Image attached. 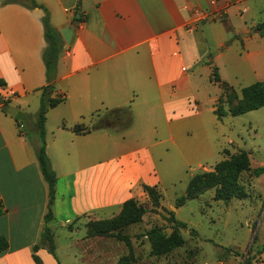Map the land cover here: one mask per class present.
<instances>
[{"label": "crops", "instance_id": "crops-1", "mask_svg": "<svg viewBox=\"0 0 264 264\" xmlns=\"http://www.w3.org/2000/svg\"><path fill=\"white\" fill-rule=\"evenodd\" d=\"M35 1L58 32L73 27L51 94L63 101L44 121L45 152L56 175L53 218L43 220L48 187L35 153L46 85L44 12L0 0V98L19 109L12 118L0 105V237L8 243L0 264H79L80 256L60 260L49 253L40 242L43 227L55 242L57 231L83 216L118 213L126 200L145 195L142 185L158 189L168 144L185 157L180 135L200 120L203 99L217 108L219 96L210 98L200 82L216 84L215 68L231 87L220 62L227 42L240 37L247 87L264 82V36L252 31L259 23L243 21L252 0ZM75 125L83 130L74 131ZM219 264L240 262L233 257ZM252 264H264L263 253Z\"/></svg>", "mask_w": 264, "mask_h": 264}, {"label": "rangeland", "instance_id": "rangeland-1", "mask_svg": "<svg viewBox=\"0 0 264 264\" xmlns=\"http://www.w3.org/2000/svg\"><path fill=\"white\" fill-rule=\"evenodd\" d=\"M249 8L243 21L264 23V0L250 1ZM235 21L242 25L239 15ZM239 40L235 35L227 42L229 48L220 60L231 87L199 85L202 90L206 86L210 98L219 96L216 107L224 115L218 118L210 110L213 102L205 97L200 120L180 135L186 156L168 144L169 158L158 168L160 206L153 208L146 195L135 198L145 214L103 235L94 233L93 223L110 221L119 212L100 219L83 216L56 232L55 256L64 260L77 255L84 258L79 264H117L121 259L127 264H219L233 257L242 264L246 257L251 262L257 254L264 257V248L259 247L264 240V106L236 116L229 113L249 83ZM230 89L237 96L231 104L226 95ZM253 93L254 102H264V85L256 86ZM22 116L23 112L18 119ZM203 173H213L215 185L201 188L176 207L190 178ZM170 212L178 225L176 232ZM151 230L158 233L150 236Z\"/></svg>", "mask_w": 264, "mask_h": 264}, {"label": "trees", "instance_id": "trees-1", "mask_svg": "<svg viewBox=\"0 0 264 264\" xmlns=\"http://www.w3.org/2000/svg\"><path fill=\"white\" fill-rule=\"evenodd\" d=\"M30 8H40L43 10L44 15L42 18L44 39H45V48L42 53V60L45 67V77H46V85L41 88L40 100H39V108L36 115V130L38 136V145L36 146L35 153L38 161V165L43 176L44 181L48 187V200L46 213L44 215V222L47 223L53 218L52 214V203L55 194V183H56V175L51 168L49 159L45 152V114L48 109L55 107L60 102L63 101L62 97H51L54 88V82L56 79V66L58 57L63 50V40L61 38L60 33L51 26L49 21V14L47 9L36 3L35 0H27L25 3ZM80 18H74V21H78ZM253 32L257 33L260 36H264V23H259L252 29ZM211 81L218 84L222 90H226L228 87L227 84L220 81L217 71L213 68L211 73ZM3 82L0 80V85ZM258 85H264V82L255 83L253 85L243 87L242 89V99L240 102L233 108H230V115L236 116L249 111H253L259 109L264 106V102L256 103L253 98V90ZM229 95L228 103L231 104L232 101L237 98L236 94L230 91L226 94ZM1 108L6 111L8 107V102L0 98ZM215 113L218 115V118L222 117L224 114L219 111L217 108ZM73 130L79 132L83 130L80 125H75ZM215 185V175L213 173H203V174H195L193 175L187 183L185 193L179 197L176 201V207L181 206L184 202L189 199H192L196 194L200 193L199 190L205 186H214ZM142 190L148 199L151 202L153 208H158L160 206V201L162 199V195L160 191L155 186H147L142 185ZM146 210L142 206H140L134 198H130L126 200L118 213V215L110 221H98L93 223L94 233L97 235H103L109 231L115 230L117 228H122L127 225L133 224L137 222V220L145 214ZM170 221L173 224L175 232L177 231L178 225L174 220L173 213L170 212ZM158 231L151 230L149 232L150 236L157 234ZM40 242L47 246V249L51 255L55 257V243L53 239V234L47 226L43 227L41 232ZM180 240L177 238L175 243H179ZM8 243L5 238L0 237V252H3L7 249ZM264 248V246H263ZM34 251L38 249V246H34ZM33 259L36 263H39L40 260L37 256L33 255ZM123 262V263H122ZM117 264H127V262L122 261V259ZM242 264H252V262L246 257L243 260Z\"/></svg>", "mask_w": 264, "mask_h": 264}, {"label": "water", "instance_id": "water-1", "mask_svg": "<svg viewBox=\"0 0 264 264\" xmlns=\"http://www.w3.org/2000/svg\"><path fill=\"white\" fill-rule=\"evenodd\" d=\"M59 33L61 35V38L65 45H69L71 41V37L73 34V27L72 26H66L64 28L59 29ZM18 108L8 107L7 112L12 118H16V115L18 113Z\"/></svg>", "mask_w": 264, "mask_h": 264}, {"label": "built area", "instance_id": "built-area-1", "mask_svg": "<svg viewBox=\"0 0 264 264\" xmlns=\"http://www.w3.org/2000/svg\"><path fill=\"white\" fill-rule=\"evenodd\" d=\"M22 128H23V125L22 124H18V129H19V132L22 131Z\"/></svg>", "mask_w": 264, "mask_h": 264}]
</instances>
